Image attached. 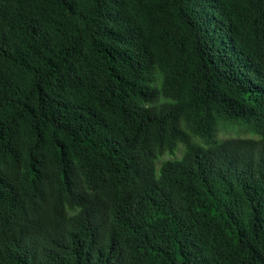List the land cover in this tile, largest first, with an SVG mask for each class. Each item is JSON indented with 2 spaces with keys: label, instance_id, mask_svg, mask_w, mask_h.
I'll list each match as a JSON object with an SVG mask.
<instances>
[{
  "label": "trees",
  "instance_id": "1",
  "mask_svg": "<svg viewBox=\"0 0 264 264\" xmlns=\"http://www.w3.org/2000/svg\"><path fill=\"white\" fill-rule=\"evenodd\" d=\"M0 264H264V0H0Z\"/></svg>",
  "mask_w": 264,
  "mask_h": 264
},
{
  "label": "rangeland",
  "instance_id": "2",
  "mask_svg": "<svg viewBox=\"0 0 264 264\" xmlns=\"http://www.w3.org/2000/svg\"><path fill=\"white\" fill-rule=\"evenodd\" d=\"M243 126L244 123L242 124H235V125H228V129L224 128L220 132H218V136H230V135H244L243 132Z\"/></svg>",
  "mask_w": 264,
  "mask_h": 264
}]
</instances>
